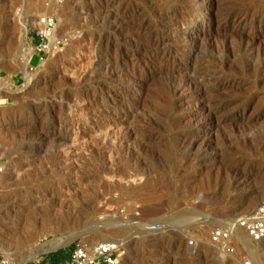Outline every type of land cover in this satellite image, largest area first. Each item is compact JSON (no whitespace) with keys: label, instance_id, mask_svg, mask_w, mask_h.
<instances>
[{"label":"rangeland","instance_id":"374dc122","mask_svg":"<svg viewBox=\"0 0 264 264\" xmlns=\"http://www.w3.org/2000/svg\"><path fill=\"white\" fill-rule=\"evenodd\" d=\"M44 12L68 42L24 69ZM228 14L245 16L242 28ZM263 46L264 0H0V84L10 82L0 92V199L24 214L19 226L0 220V263L48 264L50 253L112 236L124 243L117 264H264V239L241 235L230 251L209 240L264 199ZM198 64L214 74L202 87L228 116L208 131L205 102L177 85ZM68 234L77 236L29 259L36 244Z\"/></svg>","mask_w":264,"mask_h":264},{"label":"built area","instance_id":"2783aa9c","mask_svg":"<svg viewBox=\"0 0 264 264\" xmlns=\"http://www.w3.org/2000/svg\"><path fill=\"white\" fill-rule=\"evenodd\" d=\"M53 1L56 4L62 2V0ZM45 6L48 7L49 3H45ZM56 24L57 18L54 13L44 12L38 15L32 34L34 43L30 48L29 61L33 55L58 54L64 51L68 38L56 35ZM41 56H39V59H42ZM6 152L0 142V176L6 170ZM241 235L252 243H257L264 239V199L252 210L237 215L227 225L213 227L209 232V240L212 244L230 251L232 249V241ZM123 246L124 243L121 240L99 241L91 245L75 244L66 253L65 259L54 264H117ZM244 264L251 263L245 261Z\"/></svg>","mask_w":264,"mask_h":264},{"label":"bare ground","instance_id":"6f19581e","mask_svg":"<svg viewBox=\"0 0 264 264\" xmlns=\"http://www.w3.org/2000/svg\"><path fill=\"white\" fill-rule=\"evenodd\" d=\"M201 2V1H200ZM226 2V1H225ZM104 3V2H103ZM114 3V2H113ZM112 3V4H113ZM215 4V3H214ZM222 4V3H221ZM106 5V4H105ZM105 5H104V8H105ZM110 5V4H109ZM193 5V4H192ZM215 7V6H214ZM231 7V6H230ZM240 7V6H239ZM235 8V7H234ZM246 8V7H245ZM106 9H108V8H106ZM176 9V8H175ZM222 10L224 9V8H221ZM217 10H220V9H217ZM229 10V9H228ZM233 10V9H232ZM238 10V9H237ZM244 10V9H243ZM247 10V9H246ZM224 11V10H223ZM227 11V10H226ZM239 11V10H238ZM241 11V10H240ZM107 12V11H106ZM217 12V11H216ZM222 12V11H221ZM218 14L220 13V12H217ZM232 13V12H231ZM243 13V12H242ZM168 14V13H167ZM170 14V13H169ZM172 14V13H171ZM214 14V13H213ZM216 14V13H215ZM223 14V13H222ZM234 14V13H233ZM239 14V13H238ZM241 14V13H240ZM243 14H245V12L243 13ZM207 15V14H206ZM208 15H210V13L208 14ZM221 15V14H220ZM224 15H225V13H224ZM190 16H192V15H190ZM211 16V15H210ZM217 16V15H216ZM222 16V15H221ZM240 16H242V15H240ZM260 16V15H259ZM170 18H171V16H169ZM219 17V16H218ZM245 17V16H244ZM244 17L243 18H238V19H235V15H234V17H232L231 18V15L230 14H228V15H226V16H224V21L227 23V24H230V25H232L231 27H232V29H237V28H242V25L244 24L243 22H244ZM191 19V18H190ZM209 19V18H208ZM166 20H168V19H166ZM165 20V21H166ZM182 20V19H181ZM257 20V19H256ZM142 21V20H141ZM173 21H175V20H173ZM218 21V20H217ZM145 22H147V21H145ZM149 22V21H148ZM158 22H160V21H158ZM190 22V21H189ZM192 22L193 23H195V24H199L201 21L198 19V18H193L192 17ZM120 23V22H119ZM167 23V22H166ZM176 23H177V21H176ZM179 23H180V21H179ZM181 23H183V22H181ZM181 23H180V25H181ZM165 24V23H164ZM166 25V24H165ZM128 26V25H127ZM202 26V25H201ZM224 27H226V25H224ZM254 27H258V25H255ZM135 28V27H134ZM134 28H133V30H134ZM150 28H152V27H150ZM155 28V27H154ZM139 29H141V30H149V26L148 25H146V24H143V25H140L139 26ZM138 29V30H139ZM257 29V28H256ZM137 30V29H136ZM138 30H137V33H138ZM140 30V31H141ZM149 32V31H148ZM135 33V32H134ZM142 33V32H141ZM145 32H143V34H144ZM154 33V32H153ZM239 34V33H238ZM137 35V34H136ZM136 35H135V37H133V38H137L136 37ZM146 35V34H145ZM150 35V34H149ZM152 35V34H151ZM162 35V34H161ZM235 35V34H234ZM153 36V35H152ZM141 37V36H140ZM154 37V36H153ZM161 37V36H160ZM163 37V36H162ZM180 37V36H179ZM178 37V38H179ZM189 35L186 37L185 36V39H188L189 40ZM190 37H192L193 38V36H190ZM142 38V37H141ZM148 37H146V39H147ZM251 39H253V37L251 38ZM140 40V39H139ZM144 40V39H143ZM170 40V39H169ZM173 40H175V39H173ZM250 40V39H249ZM255 40V39H254ZM145 41H147V40H145ZM194 41V40H193ZM192 41V42H193ZM251 41V40H250ZM258 40H256V42H257ZM142 42V41H141ZM184 42V41H183ZM253 42H255V41H253ZM159 43H160V40H157L156 41V46H159ZM188 43H190V42H188ZM246 43V42H245ZM165 44V43H164ZM150 45H152V44H150ZM181 45V44H180ZM189 46V45H188ZM225 46V45H224ZM246 46H248V45H246ZM146 47H148L149 48V46L147 45ZM152 47V49H153V46H151ZM180 47H182V46H180ZM179 47V48H180ZM187 47V46H186ZM245 47V46H244ZM243 47V48H244ZM260 47H262V46H260ZM264 47V46H263ZM179 48L177 49V51L179 50ZM191 48V47H190ZM193 48V47H192ZM254 48V47H253ZM253 48H251V49H253ZM162 49V48H161ZM183 49V48H182ZM261 49V48H260ZM259 49V50H260ZM264 49V48H263ZM150 50V49H149ZM152 51H154V50H152ZM187 51V50H186ZM249 51V50H248ZM253 51V50H252ZM257 50H255V52H256ZM261 51H262V49H261ZM162 52H164V50L162 51ZM181 52V51H180ZM263 52V51H262ZM168 53V52H167ZM172 53V52H171ZM175 53H176V51H175ZM251 53V52H250ZM257 53L258 52H256V54L255 55H257ZM123 54V53H122ZM253 54V53H252ZM260 54H263V53H260ZM260 54H259V57H260ZM162 55H163V53H162ZM23 56V55H22ZM159 56V55H158ZM174 56V55H173ZM172 56V57H173ZM171 57V56H170ZM29 58H30V53H28V54H25V56L23 57V68L25 69L27 66H28V61H29ZM263 63H264V55H263ZM163 59V58H162ZM171 59V58H170ZM177 60V59H176ZM171 61V60H170ZM173 61H174V59H173ZM261 61V60H260ZM161 62V61H160ZM204 63V62H203ZM262 63V64H263ZM196 65V64H195ZM199 66H197V67H195V68H193V69H191L190 71H188V72H186L184 75H183V78L182 79H179V80H181L180 81V83L178 84L177 83V85L178 86H188V87H190V89H191V87L192 88H195V92H193V94H192V96H195L194 98H197V99H202L203 101L202 102H205L204 103V106H203V108L202 109H204V111L206 112V120H205V122H203V124L200 126L201 127V130L202 131H208L209 129H212V128H217V127H219V125H221L222 123H224L227 119H228V116H226V115H223V114H221V112L224 110L223 108L226 106V104H221V102H220V104L218 103V104H216L217 103V100L215 99V97H214V94H215V92H213L212 93V90H206V89H204L203 87H202V84H203V86H205L204 85V83L205 82H207L208 81V79H209V77L210 76H212V75H214V74H212V75H209L210 73H209V70L206 68V67H204V66H200V64H198ZM203 65V64H202ZM215 65V64H214ZM71 66H75V63H73ZM209 66V65H208ZM213 67V66H212ZM219 67V66H218ZM67 68V67H66ZM69 68V67H68ZM77 68V67H76ZM211 68V67H210ZM79 69H81V68H79ZM113 69V68H112ZM264 69V68H263ZM68 70V69H67ZM178 70V69H177ZM25 71V70H24ZM76 71V70H75ZM109 71V70H108ZM213 71V70H212ZM81 72V71H80ZM83 72V71H82ZM81 72V73H82ZM91 72V71H90ZM263 72V71H262ZM25 73H27L26 71H25ZM73 73H75V72H73ZM76 73H78V72H76ZM81 73H79L78 75H77V77L81 74ZM111 73V72H110ZM213 73V72H212ZM112 74H114L113 72H112ZM178 74H180V73H178ZM87 75V74H86ZM224 75V74H223ZM182 76V75H181ZM226 76V75H225ZM230 76V75H229ZM228 76V77H229ZM220 77V76H219ZM223 77V76H222ZM76 78V77H75ZM215 78V77H214ZM213 78V79H214ZM80 79V78H79ZM136 79V78H135ZM226 79V78H225ZM76 80H77V78H76ZM84 80V79H83ZM144 80V79H143ZM142 80V81H143ZM216 80V79H215ZM219 80V79H218ZM78 81V80H77ZM133 81H134V78H133ZM76 82V81H75ZM138 82H139V80H138ZM137 82V83H138ZM209 82V81H208ZM132 83V82H131ZM136 83V82H135ZM141 83V82H140ZM211 83V82H210ZM206 84V83H205ZM10 85V82L9 81H6V82H4L3 84H0V92L1 91H6L7 89H8V86ZM217 86V85H216ZM225 86V83L223 82V83H221V84H219V86H218V88H223ZM232 86V85H231ZM173 87V86H172ZM174 87H176V86H174ZM181 88V87H180ZM228 88V87H227ZM182 89V88H181ZM188 90H189V88H187ZM217 89V88H216ZM173 90H175V88L173 89ZM180 90V89H179ZM194 90V89H193ZM175 91H177V90H175ZM173 92V91H172ZM179 94V93H178ZM181 95V94H180ZM193 98V97H192ZM190 99V98H189ZM214 99L216 100V102L214 101ZM27 100V99H26ZM180 100V99H179ZM182 100V99H181ZM194 100V99H193ZM213 101H214V103H213ZM1 102V101H0ZM213 104H212V103ZM229 102V101H228ZM180 103V102H179ZM104 111V110H103ZM132 113V112H131ZM224 113H226V112H224ZM122 117V116H121ZM123 119V118H122ZM125 120V119H124ZM122 121V120H121ZM126 122V121H125ZM128 124V123H127ZM79 125V124H78ZM97 127H100V126H97ZM134 127H132V129H133ZM28 129V128H27ZM108 129V128H107ZM135 129V128H134ZM96 130V129H95ZM131 130V127L129 128V130H127L128 132ZM201 130H197L196 129V131H192V133H194L195 134V139H197V137H198V135H200V134H198L197 135V133H201L202 131ZM97 131V130H96ZM118 131V130H117ZM120 131V130H119ZM125 131V130H124ZM134 131V130H133ZM132 131V132H133ZM101 132H102V130H101ZM104 132V131H103ZM105 132H106V130H105ZM105 132H104V134H103V136H105L106 134H105ZM114 132V131H113ZM121 132V131H120ZM131 132V131H130ZM100 133V132H99ZM107 133V132H106ZM115 134V133H114ZM189 134V133H188ZM101 135V134H100ZM107 135H109V134H107ZM112 135V134H111ZM117 135V134H116ZM203 135V134H202ZM113 136V135H112ZM115 136V135H114ZM120 136V135H119ZM119 136H118V138H119ZM124 136V135H123ZM192 136V135H191ZM190 136V137H191ZM83 137V136H82ZM98 137V136H97ZM100 137V136H99ZM107 137V136H106ZM105 137V138H106ZM115 137H117V136H115ZM185 138H186V136H184ZM184 138V139H185ZM189 138V137H188ZM77 139V138H76ZM103 139V141L105 140L104 138H102ZM114 139V138H113ZM112 139V137H111V141L113 140ZM128 139V138H127ZM187 139V138H186ZM191 139H192V137H191ZM191 139H189V140H191ZM119 140V139H118ZM114 141H116V139L114 140ZM125 141V140H124ZM187 141V140H186ZM101 142H102V140H101ZM107 142H109V141H107ZM120 142H121V139H120ZM197 142V141H196ZM195 142V143H196ZM100 143V142H99ZM112 143V142H111ZM115 143V142H114ZM119 143V142H118ZM122 143V142H121ZM182 143V142H181ZM183 144V143H182ZM103 145V144H102ZM107 146V145H106ZM112 145L110 144V147H111ZM115 146V145H114ZM113 146V147H114ZM183 146V145H182ZM187 146V145H186ZM188 146H189V142H188ZM121 147V146H120ZM104 148V147H103ZM109 148V147H108ZM182 148V147H181ZM107 149V148H106ZM113 149V148H112ZM201 150V149H200ZM109 151V150H108ZM113 151V150H112ZM110 154H111V152H110ZM111 156V155H110ZM106 157V156H105ZM113 157V156H112ZM110 158L108 157V160H109ZM111 160V159H110ZM111 162H112V160H111ZM111 174V173H110ZM2 176V175H1ZM0 176V177H1ZM110 176V175H109ZM113 176V175H112ZM120 176V175H119ZM115 177V176H114ZM121 177V176H120ZM126 177V176H125ZM12 178V177H11ZM116 178V177H115ZM240 179V178H239ZM239 179H238V181H239ZM261 179V178H260ZM241 180V179H240ZM238 181H237V183H238ZM0 182H1V179H0ZM261 183V182H260ZM75 186H76V184H75ZM71 188H73V187H71ZM72 192V191H71ZM259 193V192H258ZM66 196H67V194H66ZM255 196V195H254ZM252 197L251 198V200L248 202V204H251V203H253L254 201H255V199H257L256 197ZM259 197H260V193H259V195H258ZM258 197V198H259ZM242 202V201H241ZM255 203V202H254ZM20 204H18V205H16V204H14L13 202H10V201H8V200H6V199H0V211L2 210V212L4 213V214H6L5 216H0V220H2V227L4 228V226L6 227V226H9V225H14V224H16V225H18V224H20V223H18L19 222V220L20 219H23V210H22V208L19 206ZM32 205V204H31ZM34 205V204H33ZM26 207H27V209L28 210H34L32 207H29L28 205H26ZM81 210V209H80ZM77 211V210H76ZM32 212H34V211H32ZM78 212V211H77ZM30 214V213H29ZM27 217V216H26ZM26 217L24 218V219H26ZM46 222V221H45ZM57 222L58 223H66V219H65V216H60V217H58V219H57ZM110 225V227H111V224H105V225H103V226H109ZM1 226V225H0ZM19 226V225H18ZM12 227V226H11ZM16 227V226H15ZM113 227V226H112ZM93 228V226H90V229H92ZM95 228V227H94ZM93 228V229H94ZM9 229V228H8ZM14 229V228H13ZM8 231V230H7ZM9 231H11V230H9ZM82 231V230H81ZM83 232V231H82ZM85 232V231H84ZM83 232V234H85ZM109 232H110V230H109ZM70 233V232H69ZM27 234V233H26ZM106 234V233H105ZM107 235V234H106ZM35 236V231H33V232H31L30 234H28V237H30V238H32V237H34ZM75 236H77L76 234H68V235H62L60 238H53V239H51V240H48V241H46V242H44V243H39V244H36V246H35V248H34V250L33 251H31L30 252V254H29V259L31 258V257H33V256H35L37 253H39L40 251H44L45 249H44V246H46L47 248V250H50V249H56V248H58V247H60V246H62V245H65V244H67V243H69L70 241H71V239H73ZM6 237H7V235H6ZM26 237V236H25ZM244 237V236H243ZM24 238V237H23ZM245 238V237H244ZM1 239V238H0ZM6 239V238H5ZM26 239V238H25ZM35 239V238H34ZM1 240H3V239H1ZM33 240V239H32ZM111 240H118V239H116L115 237H112V236H107L106 238H104V239H102V241H111ZM245 240H246V242L247 243H249V244H253L252 242H249L246 238H245ZM4 241V240H3ZM6 241V240H5ZM34 241V240H33ZM2 242V241H1ZM29 252V251H28ZM197 260V259H196ZM200 260V259H199ZM257 264H258V262H257Z\"/></svg>","mask_w":264,"mask_h":264},{"label":"trees","instance_id":"16d2710c","mask_svg":"<svg viewBox=\"0 0 264 264\" xmlns=\"http://www.w3.org/2000/svg\"><path fill=\"white\" fill-rule=\"evenodd\" d=\"M47 257L51 260L50 263H48V264H54L56 262H59V261L65 259L66 254L64 253L63 250H58V251H55L53 253H50Z\"/></svg>","mask_w":264,"mask_h":264}]
</instances>
